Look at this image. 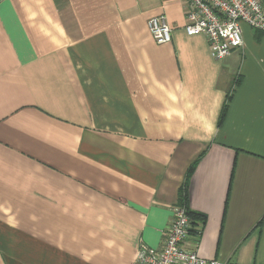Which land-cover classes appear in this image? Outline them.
Returning a JSON list of instances; mask_svg holds the SVG:
<instances>
[{
  "label": "crops",
  "instance_id": "0c3cea01",
  "mask_svg": "<svg viewBox=\"0 0 264 264\" xmlns=\"http://www.w3.org/2000/svg\"><path fill=\"white\" fill-rule=\"evenodd\" d=\"M184 4L0 0V264H140L190 169L185 248L264 264V33L212 59Z\"/></svg>",
  "mask_w": 264,
  "mask_h": 264
},
{
  "label": "built area",
  "instance_id": "2783aa9c",
  "mask_svg": "<svg viewBox=\"0 0 264 264\" xmlns=\"http://www.w3.org/2000/svg\"><path fill=\"white\" fill-rule=\"evenodd\" d=\"M188 36L203 35L212 59H224L243 47L242 25L264 33L263 0H185ZM147 28L154 41L163 45L171 41V28L164 15L150 18ZM200 227V226H199ZM192 226L184 205L172 208L161 246L157 249L140 244L137 262L140 264H230L199 258L185 248L190 237H197L200 228ZM197 231V234L193 230Z\"/></svg>",
  "mask_w": 264,
  "mask_h": 264
},
{
  "label": "trees",
  "instance_id": "16d2710c",
  "mask_svg": "<svg viewBox=\"0 0 264 264\" xmlns=\"http://www.w3.org/2000/svg\"><path fill=\"white\" fill-rule=\"evenodd\" d=\"M190 173H191V169L189 170L188 175L186 177V183L184 184V187H183L182 191L180 192V202L179 203L182 204V205H184L186 207L187 215L192 220V226L194 228H197V227H199V224H198L199 221L198 220H199L200 217H198L197 215H194V214L190 213V211L187 208V202H188L187 179H188ZM193 232L197 234V231L195 229L193 230Z\"/></svg>",
  "mask_w": 264,
  "mask_h": 264
}]
</instances>
